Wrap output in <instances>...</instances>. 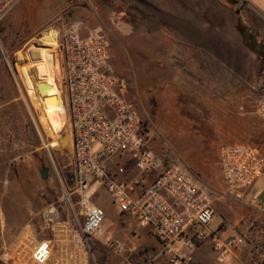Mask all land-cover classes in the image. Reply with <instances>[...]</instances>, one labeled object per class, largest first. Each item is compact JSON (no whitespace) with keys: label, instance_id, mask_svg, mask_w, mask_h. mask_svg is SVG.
I'll return each mask as SVG.
<instances>
[{"label":"rangeland","instance_id":"rangeland-1","mask_svg":"<svg viewBox=\"0 0 264 264\" xmlns=\"http://www.w3.org/2000/svg\"><path fill=\"white\" fill-rule=\"evenodd\" d=\"M222 9L228 11L215 13ZM244 10L242 0H0V249L27 224L14 222L18 208L33 205L31 220L38 219L39 211L75 187L59 52L74 25L82 36L89 28L106 30L110 65L146 123L148 148L208 188L222 233L248 216L237 207L244 201L227 193L220 166L221 149L230 144L264 154V121L257 114L264 98V33ZM237 13L243 14L238 23ZM52 32L63 107L45 113L34 104L42 97L28 52L46 49ZM203 56L207 80L199 68ZM189 60L196 80L187 75ZM109 208L94 239L113 237L120 226ZM100 248L106 258L98 259L95 250L98 264H120L119 255Z\"/></svg>","mask_w":264,"mask_h":264},{"label":"built area","instance_id":"built-area-1","mask_svg":"<svg viewBox=\"0 0 264 264\" xmlns=\"http://www.w3.org/2000/svg\"><path fill=\"white\" fill-rule=\"evenodd\" d=\"M66 125L72 136L75 187L63 199L50 203L21 227L0 249V264H97L92 239L102 232L106 214L95 203L104 187L119 211L143 228H150L161 245V255L172 264H192L182 252L210 242L217 263L239 246L223 239L214 227L211 196L184 167L167 163L147 146V128L135 104L126 98L127 87L109 62V39L101 27L85 36L74 25L59 48ZM264 121V98L257 108ZM129 156L138 175L110 169L119 157ZM220 166L227 193L242 200L260 180L264 196V154L247 144L221 149ZM156 177L151 184L146 178ZM106 247L125 251L119 239L107 238Z\"/></svg>","mask_w":264,"mask_h":264},{"label":"crops","instance_id":"crops-1","mask_svg":"<svg viewBox=\"0 0 264 264\" xmlns=\"http://www.w3.org/2000/svg\"><path fill=\"white\" fill-rule=\"evenodd\" d=\"M242 1L245 4V10L243 14L250 17V19L253 18L255 24L258 26L257 31L264 33V0ZM222 10L223 11H220V13L216 10L215 13L221 14L222 12L228 11L227 9ZM243 14H236L237 23L239 21L238 17ZM257 18L259 19V22H257ZM206 60L207 59L205 56L199 58V68L204 69V72L202 74L203 77L204 75L206 76L205 79L207 80V71L204 66L207 64ZM188 65H190V69L188 73L186 72L187 75H189V78L191 80H196L194 78L195 67L191 66L194 65V62L189 60ZM199 80L201 81V79ZM2 142L3 141L0 139V153L3 152ZM118 166H124L127 170L126 177L120 176L119 178L121 179H134L139 174L129 156L116 158L111 163L110 169L116 171ZM155 177V173H150L149 175H147V184H151ZM255 187L256 184L247 192L244 199H242L244 203H242V205H237L240 210H247L249 215L237 219L234 225H232L231 229L235 226L236 227L232 229L230 233L225 231H223L222 233L226 237L225 240H236L239 242V246L236 249L232 250L226 257V259L220 264H264V196L262 195V193L261 195L259 193L261 192V186L257 188L258 191L254 189ZM53 202L55 201H52L51 203ZM95 203L98 207L104 210L106 218L107 215L110 214L109 206L111 205L115 209L114 214L117 216L120 226L116 229L113 237H106L105 239H119L125 247V251L121 254H118L117 252L112 251L108 247H106V245L103 243L105 239H103L102 241L93 238L92 245L94 248V252L96 250V252L98 253V259H101L102 257V261L104 262L103 257L106 258L105 254L100 251L101 246L108 251V254L110 253L112 255H119L121 260L120 264H172L167 257L161 255V245L153 235L151 229L140 227L135 219L130 215L121 213L117 205L114 204L111 200L107 190L104 187H100L97 191L95 196ZM45 207L37 214H40L45 209ZM35 209L36 207L31 204H27L24 209L18 208L17 214H14V222L28 223L36 213ZM212 209L214 212V227L221 228L220 222L222 221V217H217L213 205ZM10 216L8 215V217ZM17 231L18 230H16L13 235ZM182 252L192 257V264H219L217 263V253L210 242L199 244L194 249L184 248ZM138 255L142 256L139 257ZM102 261L101 264H104ZM96 263L98 264L97 259Z\"/></svg>","mask_w":264,"mask_h":264},{"label":"bare ground","instance_id":"bare-ground-1","mask_svg":"<svg viewBox=\"0 0 264 264\" xmlns=\"http://www.w3.org/2000/svg\"><path fill=\"white\" fill-rule=\"evenodd\" d=\"M60 36V35H59ZM57 34L55 32L50 33L46 38V45L40 49L38 47H32L28 52V58L30 64L28 67L33 70V77L36 82V88L43 98H35L34 104L38 109H42L45 113H58L62 110V94L57 83L55 73V53L58 47ZM54 97L52 101L53 105L45 107L43 104L44 98Z\"/></svg>","mask_w":264,"mask_h":264},{"label":"water","instance_id":"water-1","mask_svg":"<svg viewBox=\"0 0 264 264\" xmlns=\"http://www.w3.org/2000/svg\"><path fill=\"white\" fill-rule=\"evenodd\" d=\"M54 97H48V98H44V101L48 104V103H52L51 100H53Z\"/></svg>","mask_w":264,"mask_h":264},{"label":"flooded vegetation","instance_id":"flooded-vegetation-1","mask_svg":"<svg viewBox=\"0 0 264 264\" xmlns=\"http://www.w3.org/2000/svg\"><path fill=\"white\" fill-rule=\"evenodd\" d=\"M110 59V58H109Z\"/></svg>","mask_w":264,"mask_h":264}]
</instances>
